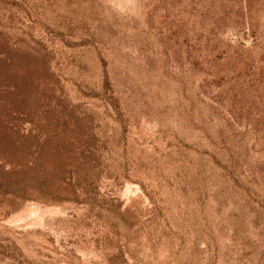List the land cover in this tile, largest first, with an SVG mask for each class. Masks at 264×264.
<instances>
[{"label": "rangeland", "instance_id": "obj_1", "mask_svg": "<svg viewBox=\"0 0 264 264\" xmlns=\"http://www.w3.org/2000/svg\"><path fill=\"white\" fill-rule=\"evenodd\" d=\"M0 117L74 167L2 189L0 264H264V0H0Z\"/></svg>", "mask_w": 264, "mask_h": 264}, {"label": "trees", "instance_id": "obj_2", "mask_svg": "<svg viewBox=\"0 0 264 264\" xmlns=\"http://www.w3.org/2000/svg\"><path fill=\"white\" fill-rule=\"evenodd\" d=\"M32 121L28 122L29 127L41 132L28 136L30 142L23 150L14 147L16 143H13L12 152L19 155L21 161L0 165V192L3 189L14 200L22 192L29 196L36 193L50 196L48 188L53 185L52 179L58 174L64 177L68 170L72 172L74 168L71 167L73 155L70 142L51 132V127L58 126V121L52 122L45 118L36 119V123ZM4 123L0 117V131L6 132L4 129L8 126Z\"/></svg>", "mask_w": 264, "mask_h": 264}]
</instances>
